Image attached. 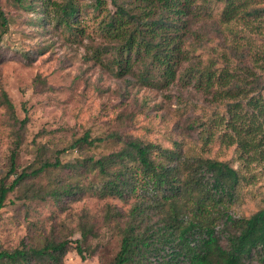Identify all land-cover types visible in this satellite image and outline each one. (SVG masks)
Listing matches in <instances>:
<instances>
[{"label": "trees", "instance_id": "obj_1", "mask_svg": "<svg viewBox=\"0 0 264 264\" xmlns=\"http://www.w3.org/2000/svg\"><path fill=\"white\" fill-rule=\"evenodd\" d=\"M22 11L39 14L34 26L61 30L68 38H89L90 59L107 71L131 75L140 85L168 87L179 81L210 95L218 104L201 117L190 141L173 129L169 144L141 136H127L118 149L100 156L62 163L39 160L17 169L26 117L19 120L7 93L0 102L11 123L9 167L0 179V209L7 194L22 188L40 199L60 201L85 190L99 198L129 202L125 210L108 207L104 219L122 231L120 248L110 264H264V202L251 213L238 210L248 177L230 161L212 154V145L234 146L245 168L264 163V47L236 38L232 25L241 17L264 18V8L250 0H13ZM215 19L224 36L216 49L188 42L191 23ZM11 17L0 4V40ZM225 33L233 36L230 41ZM96 42V43H95ZM227 48L230 49L227 51ZM105 59V60H103ZM196 127V128H195ZM181 135H180V134ZM114 134L91 136L85 131L69 147L94 146ZM191 142V143H190ZM67 168L47 188L34 179L52 169ZM94 173L99 182L77 183ZM9 182V176H12ZM33 196V197H34ZM71 239L51 231L31 243L0 249V264H62L70 248L83 258L90 225Z\"/></svg>", "mask_w": 264, "mask_h": 264}, {"label": "rangeland", "instance_id": "obj_2", "mask_svg": "<svg viewBox=\"0 0 264 264\" xmlns=\"http://www.w3.org/2000/svg\"><path fill=\"white\" fill-rule=\"evenodd\" d=\"M13 0H0L11 17L8 31L0 40V89L13 103L15 115L26 117L23 141L16 159L17 169H29L39 160L53 158L55 150L62 163L83 160L87 155L100 156L119 148L127 136H141L169 144L173 129L182 132L186 140L196 139L197 117L218 104L210 95L183 86L177 81L168 87L140 85L131 75L118 77L90 59L89 38L71 39L61 30L45 25L34 26L32 19L39 13L22 11ZM257 8H264V0H250ZM238 28L236 38L253 47H264V18L241 17L231 23ZM188 42H201L207 48L219 46L224 36L216 30L215 19L191 23ZM230 41L233 36L225 33ZM96 43V42H95ZM230 50L227 48V51ZM105 60V59H103ZM9 118L0 102V179L6 174L11 145ZM88 131L91 136L114 134L94 146L69 144ZM180 134V133H179ZM181 135V134H180ZM191 143V142H190ZM234 146L212 145V154L226 159L246 174V190L238 210L253 212L264 202V163L242 165ZM69 175L67 168L52 169L34 179L35 186H52L56 178ZM81 184L99 182L94 173L81 175ZM13 178L9 176L10 182ZM22 188L7 194L0 209V249H12L22 242L31 243L50 231L61 237L80 238L79 228L91 225L95 235L88 240V251L81 257L74 248L66 253L62 264H110L120 248L122 231L104 219L108 207L125 210L129 202L118 198H99L89 191L78 192L60 201L40 199ZM34 196V197H33Z\"/></svg>", "mask_w": 264, "mask_h": 264}]
</instances>
